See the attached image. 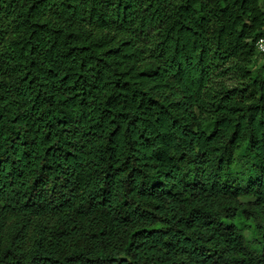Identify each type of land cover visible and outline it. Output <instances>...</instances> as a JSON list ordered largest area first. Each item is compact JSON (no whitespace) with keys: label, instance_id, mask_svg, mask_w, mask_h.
Returning <instances> with one entry per match:
<instances>
[{"label":"trees","instance_id":"trees-1","mask_svg":"<svg viewBox=\"0 0 264 264\" xmlns=\"http://www.w3.org/2000/svg\"><path fill=\"white\" fill-rule=\"evenodd\" d=\"M262 38L264 0H0V264H264Z\"/></svg>","mask_w":264,"mask_h":264},{"label":"built area","instance_id":"built-area-1","mask_svg":"<svg viewBox=\"0 0 264 264\" xmlns=\"http://www.w3.org/2000/svg\"><path fill=\"white\" fill-rule=\"evenodd\" d=\"M259 52L264 53V38L260 39L257 43Z\"/></svg>","mask_w":264,"mask_h":264},{"label":"rangeland","instance_id":"rangeland-1","mask_svg":"<svg viewBox=\"0 0 264 264\" xmlns=\"http://www.w3.org/2000/svg\"><path fill=\"white\" fill-rule=\"evenodd\" d=\"M256 66H261L263 64V58L262 57H258V59L256 60Z\"/></svg>","mask_w":264,"mask_h":264}]
</instances>
